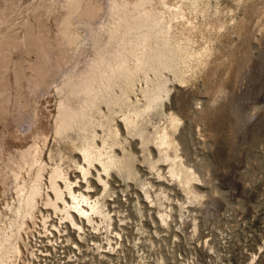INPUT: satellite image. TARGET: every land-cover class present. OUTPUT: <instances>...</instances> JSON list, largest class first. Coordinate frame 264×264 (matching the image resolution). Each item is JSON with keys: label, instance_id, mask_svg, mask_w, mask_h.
<instances>
[{"label": "bare ground", "instance_id": "6f19581e", "mask_svg": "<svg viewBox=\"0 0 264 264\" xmlns=\"http://www.w3.org/2000/svg\"><path fill=\"white\" fill-rule=\"evenodd\" d=\"M253 40L264 48V0H0V200L8 211L0 224V264H26L35 254L33 228L48 229L40 202L79 234L89 223L120 240L115 221L122 218L114 217L105 196L114 173L139 176L129 137L138 138L156 178L176 184L183 203L208 212L211 196L197 186L204 179L186 159L185 117L196 109V127L202 121L210 134L228 120L232 158L249 147L253 131L261 136L264 112L254 104L261 88L254 80L264 51L259 58ZM168 72L182 87L178 110L170 102ZM199 83L207 101L193 95L202 92ZM154 114L161 123L153 122ZM50 135L48 164L43 153ZM71 168L78 170L76 180ZM92 175L101 185L96 196ZM146 184L144 197L158 202L151 190L156 183ZM158 187L167 202H158L157 217L166 227L179 199L173 187ZM252 257L256 264L257 254Z\"/></svg>", "mask_w": 264, "mask_h": 264}, {"label": "rangeland", "instance_id": "374dc122", "mask_svg": "<svg viewBox=\"0 0 264 264\" xmlns=\"http://www.w3.org/2000/svg\"><path fill=\"white\" fill-rule=\"evenodd\" d=\"M26 15V12L23 13L16 21ZM50 23L53 22L50 21ZM252 45L253 52L260 58L264 48L255 40L252 41ZM250 67L245 72L252 76L255 73ZM263 67L254 80L258 82L255 87L261 88L254 104L258 103L260 110L264 112ZM167 76L169 78L170 102L172 107L178 110L177 100L182 87L172 73L168 72ZM198 88L202 92L198 94L194 92V97L197 96L207 101L208 93L204 92L201 83ZM56 96L55 91H52L50 98L53 97V99L51 101H55ZM193 102L195 101L192 99L190 105H193ZM191 110H193L192 107L191 113L189 112L191 117L189 115L185 117L183 125L187 131L186 159H189V163L197 165L198 171L204 179V181L198 182L197 186L201 191L211 196V204L208 206L210 210L205 212L195 202L183 203V193L178 186L166 182L162 178H156L157 176L148 163L143 161L138 138L129 137L131 148L136 156L135 165L139 169V176L137 180H131L114 173L110 178V195L105 196L107 207L111 209V213H114V217L122 218V221L118 219L115 221L116 229L120 232L122 229V238L116 240L110 232L93 230L89 223H86L85 226L87 233L82 231L84 233L81 232L80 235L79 231H74L64 220H60L59 215L54 214L49 207L42 206L40 202V209L47 216L45 225L48 230L59 232L58 230H65V225L69 227L68 233L64 231L70 239L67 242V247L63 248V252L56 251L58 254L51 250V256L47 259L50 264H250L254 254H257L258 257L256 264H264V135L262 133L264 120L262 119V122L260 118L258 119L259 129H262V131L259 130V134L262 137L255 138L256 132L253 131L254 134L251 133V139L247 141L250 143L247 145L249 147H246L244 154L237 151L236 157L232 158L229 148L232 147L233 136L231 129L224 125L228 120H221L223 126L218 134H210L204 128L202 121L199 123L200 127H196L193 118L198 114L195 112L196 109L194 112ZM161 117L159 114H154L152 120L155 123H161ZM148 127L152 130L151 124ZM98 133L101 134L100 128H98ZM123 136H126V133H123ZM51 138V135L47 138L43 153V159L47 160L48 164H50V160L47 157V149ZM74 153L78 157L79 153L77 151ZM234 160L236 161L234 162ZM200 161L205 162L206 166L199 164ZM70 175L72 179L76 180L79 177L78 170L71 168ZM91 178L94 187L90 193L96 196L101 185L95 180V176L92 175ZM147 181L153 185L156 183L151 190L153 194L159 193L158 202H167H165L166 199H162V193L157 189L160 185L173 187L174 195L179 199L172 201V218L169 221V226L165 227L158 221V202L149 203L142 193L145 188H148ZM158 183L160 184L158 185ZM141 185L143 186L141 187ZM212 187H217L218 192H215L217 194L213 193ZM120 188L125 189L126 199L123 198L124 195ZM4 207L5 202L0 200L1 225L6 223V213L8 212ZM140 211H143L142 215ZM194 218L198 224L196 230L193 227ZM58 219L62 223L59 224ZM37 222L39 223V219ZM37 228L41 227L37 225L35 229L33 228V234L35 231V234L38 233ZM39 235H43V233L36 234L37 240L41 239L38 237ZM112 245L113 248L117 247L113 249ZM48 249L51 248L48 247ZM28 255V261L30 257L32 259L35 256ZM30 262L32 263L31 260Z\"/></svg>", "mask_w": 264, "mask_h": 264}, {"label": "built area", "instance_id": "2783aa9c", "mask_svg": "<svg viewBox=\"0 0 264 264\" xmlns=\"http://www.w3.org/2000/svg\"><path fill=\"white\" fill-rule=\"evenodd\" d=\"M38 230H40V231L36 234L43 233V235L38 236V237H41V239L38 238L40 240H37V238H35L36 237V234H35L36 231L34 232L33 235H30V237H29L31 240V244H32L31 249H34V251H35V254H34L35 256H33L32 259L30 257L29 263L31 260L33 264H50V261H48L47 259L51 256V250H53V252L57 251L60 253V252H63V248L67 247V242L70 240L69 235L67 237L68 232L66 233V232H64V230L59 231V232H55L54 230H48V229H47V231L44 229H42L43 231H41V229H38ZM51 232H54V233H51ZM63 234H65V235H63ZM61 237L62 238L65 237V238L62 239ZM34 242H36L37 244ZM48 247L51 249H48ZM37 256H39V257H37ZM26 264H28V261L26 262Z\"/></svg>", "mask_w": 264, "mask_h": 264}]
</instances>
